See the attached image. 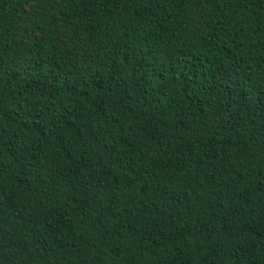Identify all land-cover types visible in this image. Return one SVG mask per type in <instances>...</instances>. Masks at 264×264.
<instances>
[{
  "label": "trees",
  "instance_id": "trees-1",
  "mask_svg": "<svg viewBox=\"0 0 264 264\" xmlns=\"http://www.w3.org/2000/svg\"><path fill=\"white\" fill-rule=\"evenodd\" d=\"M0 264H264V0H0Z\"/></svg>",
  "mask_w": 264,
  "mask_h": 264
}]
</instances>
